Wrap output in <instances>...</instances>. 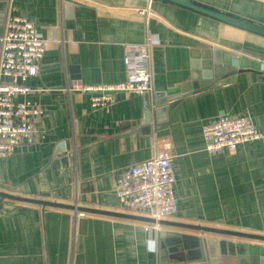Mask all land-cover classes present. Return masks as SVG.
I'll return each mask as SVG.
<instances>
[{"label": "crops", "instance_id": "0c3cea01", "mask_svg": "<svg viewBox=\"0 0 264 264\" xmlns=\"http://www.w3.org/2000/svg\"><path fill=\"white\" fill-rule=\"evenodd\" d=\"M264 24V0H197ZM148 0H0V33L10 15L29 21L47 41L28 99L43 111L41 136L0 158V192L148 217L123 209L114 182L154 154L153 142L171 143L177 211L162 221L264 236V72L238 73L221 87L205 86L204 54L212 49L264 64V39L190 12ZM68 5H70L68 7ZM72 14V17L69 15ZM152 38L153 93H112L94 109L75 81L115 85L126 79V46ZM225 65L223 62L219 64ZM226 66V65H225ZM189 89L156 125L154 96ZM147 111L151 123L141 132ZM222 115H245L262 138L233 153L208 154L202 127ZM86 219V224L80 222ZM142 221L76 213L30 203H0V264H205L161 263L157 233L170 228ZM212 261L218 259L216 240ZM212 264H215L212 262Z\"/></svg>", "mask_w": 264, "mask_h": 264}, {"label": "built area", "instance_id": "2783aa9c", "mask_svg": "<svg viewBox=\"0 0 264 264\" xmlns=\"http://www.w3.org/2000/svg\"><path fill=\"white\" fill-rule=\"evenodd\" d=\"M139 15H150V1ZM47 41L23 17L10 15L0 38V158L8 157L22 145H30L41 136L39 119L42 109L28 97L34 90L27 80L39 69ZM153 39L126 46L123 59L126 79L115 85H84L77 81L66 91L86 95L92 108H104L113 102L112 93L151 95L150 48ZM204 150L208 154L233 153L242 143L254 142L262 135L245 115H222L202 127ZM154 154L132 166L114 182L119 205L128 211L145 213L155 222L177 211L173 197L175 182L171 169V143L167 138L153 142ZM158 224L154 230L158 231Z\"/></svg>", "mask_w": 264, "mask_h": 264}, {"label": "water", "instance_id": "95a60500", "mask_svg": "<svg viewBox=\"0 0 264 264\" xmlns=\"http://www.w3.org/2000/svg\"><path fill=\"white\" fill-rule=\"evenodd\" d=\"M152 3L172 6L197 16L212 20L221 25L242 31L244 33L264 39V24L253 21L235 13L218 9L216 7L201 3L197 0H148ZM70 5H68L69 7ZM72 17V14L69 15ZM0 33V38H1ZM205 61L203 72V82L205 86L210 84L212 88L221 87L233 82L238 73L255 71L264 72V64L259 61L249 59L244 56L236 55L212 49L204 54ZM225 65L221 67L219 64ZM203 83L194 85L193 88L185 86L177 91L165 92L154 96L148 103L154 108L153 116L156 125L162 124L166 119V114L171 111L182 99V96L189 92V89H200ZM151 111H147L144 118V127L141 132L149 130L151 123ZM3 200L30 203L50 208H60L70 210L76 213L103 215L110 217H120L124 219L142 221L149 224H158L161 227L172 230H164L157 233V252L161 263L201 261L205 264H264V236L230 231L224 229H215L202 227L198 225H188L173 223L167 221L155 222L149 217H138L126 214L112 213L92 208L80 207L75 205H62L58 203L41 201L36 199L23 198L8 193L0 192V203ZM84 227L87 220L80 221ZM200 234H209L222 239L216 240L218 259H211L214 254L211 251L208 239H202Z\"/></svg>", "mask_w": 264, "mask_h": 264}]
</instances>
